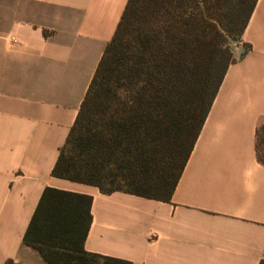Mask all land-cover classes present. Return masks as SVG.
<instances>
[{
    "label": "crops",
    "instance_id": "1",
    "mask_svg": "<svg viewBox=\"0 0 264 264\" xmlns=\"http://www.w3.org/2000/svg\"><path fill=\"white\" fill-rule=\"evenodd\" d=\"M128 0H0V264L45 188L88 195V253L131 264L264 261V0H257L169 202L51 176Z\"/></svg>",
    "mask_w": 264,
    "mask_h": 264
},
{
    "label": "trees",
    "instance_id": "2",
    "mask_svg": "<svg viewBox=\"0 0 264 264\" xmlns=\"http://www.w3.org/2000/svg\"><path fill=\"white\" fill-rule=\"evenodd\" d=\"M256 2L128 0L51 176L169 202ZM91 203L45 188L22 244L45 264H131L85 251Z\"/></svg>",
    "mask_w": 264,
    "mask_h": 264
},
{
    "label": "rangeland",
    "instance_id": "3",
    "mask_svg": "<svg viewBox=\"0 0 264 264\" xmlns=\"http://www.w3.org/2000/svg\"><path fill=\"white\" fill-rule=\"evenodd\" d=\"M236 42H240V41H236ZM236 42H232L231 44H230V49H232V46L234 45V43H236ZM28 248V247H27ZM30 249V248H29Z\"/></svg>",
    "mask_w": 264,
    "mask_h": 264
}]
</instances>
